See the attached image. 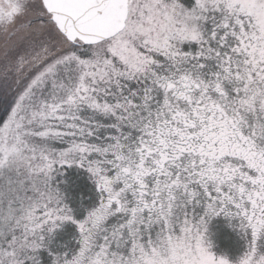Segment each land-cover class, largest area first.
<instances>
[{
	"label": "snow or ice",
	"instance_id": "6c2138e0",
	"mask_svg": "<svg viewBox=\"0 0 264 264\" xmlns=\"http://www.w3.org/2000/svg\"><path fill=\"white\" fill-rule=\"evenodd\" d=\"M0 264H264V0H0Z\"/></svg>",
	"mask_w": 264,
	"mask_h": 264
}]
</instances>
